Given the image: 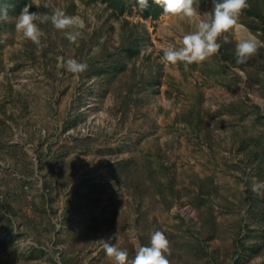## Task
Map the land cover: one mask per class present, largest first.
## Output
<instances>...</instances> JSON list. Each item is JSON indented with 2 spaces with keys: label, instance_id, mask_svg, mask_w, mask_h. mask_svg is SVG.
Returning a JSON list of instances; mask_svg holds the SVG:
<instances>
[{
  "label": "rangeland",
  "instance_id": "rangeland-1",
  "mask_svg": "<svg viewBox=\"0 0 264 264\" xmlns=\"http://www.w3.org/2000/svg\"><path fill=\"white\" fill-rule=\"evenodd\" d=\"M22 1H0V264H115L109 236L131 264L155 231L169 264H264V0L187 66L163 51L212 0H193L191 19L140 0ZM26 4L39 43L15 27ZM56 11L77 23L56 29Z\"/></svg>",
  "mask_w": 264,
  "mask_h": 264
},
{
  "label": "clouds",
  "instance_id": "clouds-1",
  "mask_svg": "<svg viewBox=\"0 0 264 264\" xmlns=\"http://www.w3.org/2000/svg\"><path fill=\"white\" fill-rule=\"evenodd\" d=\"M213 8L210 20H201L195 31L185 34L182 38V46L179 48L168 47L164 49L161 59L170 64L183 62L185 66L192 63H200L205 59L215 55L220 43L218 38L223 33L228 32L237 23V19L242 10L248 7L247 0H212ZM163 14L171 17H184L191 19L197 15L193 7V0H153ZM141 8L148 7V0H140ZM29 5H25L16 21V29L20 31L24 38L33 43H39L41 30L34 23L35 12L29 11ZM7 17V9L0 8V19ZM49 17L44 16L47 21ZM51 23L56 29L64 30L77 23V18L65 15L62 11H56L50 17ZM79 26L83 27V20L79 21ZM65 35L69 41H75L79 36L78 32L67 31ZM226 39V37H224ZM258 43L254 38L244 39L237 42L235 46L236 63L242 64L253 55ZM67 71L80 73L87 69L86 63L78 62L76 59H68L64 62ZM112 236L101 239L106 256L112 258L115 264H127L128 252L118 248L109 241ZM169 241L161 231L152 233L150 243L138 248L131 264H169L166 253L168 252Z\"/></svg>",
  "mask_w": 264,
  "mask_h": 264
},
{
  "label": "trees",
  "instance_id": "trees-1",
  "mask_svg": "<svg viewBox=\"0 0 264 264\" xmlns=\"http://www.w3.org/2000/svg\"><path fill=\"white\" fill-rule=\"evenodd\" d=\"M2 2H7V0H0ZM14 3H16L18 8H20L21 3L23 2L22 0H12ZM110 3H123L124 0H107ZM144 15H149L151 17H156L159 14L162 13V9H160L155 3H153V0H148V7L147 8H141Z\"/></svg>",
  "mask_w": 264,
  "mask_h": 264
}]
</instances>
